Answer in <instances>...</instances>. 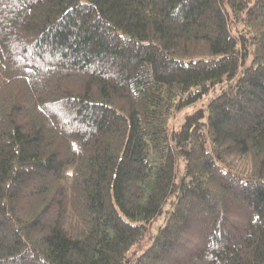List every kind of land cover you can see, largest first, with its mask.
<instances>
[{
	"label": "trees",
	"instance_id": "1",
	"mask_svg": "<svg viewBox=\"0 0 264 264\" xmlns=\"http://www.w3.org/2000/svg\"><path fill=\"white\" fill-rule=\"evenodd\" d=\"M0 264H264V0H0Z\"/></svg>",
	"mask_w": 264,
	"mask_h": 264
},
{
	"label": "rangeland",
	"instance_id": "2",
	"mask_svg": "<svg viewBox=\"0 0 264 264\" xmlns=\"http://www.w3.org/2000/svg\"><path fill=\"white\" fill-rule=\"evenodd\" d=\"M192 108H193V106H189V107H188V109H192ZM181 119H182V118L180 117V120H181Z\"/></svg>",
	"mask_w": 264,
	"mask_h": 264
}]
</instances>
